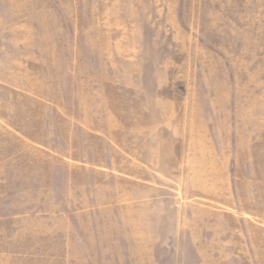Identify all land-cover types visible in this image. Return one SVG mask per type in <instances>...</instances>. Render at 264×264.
Masks as SVG:
<instances>
[{
  "label": "rangeland",
  "instance_id": "obj_1",
  "mask_svg": "<svg viewBox=\"0 0 264 264\" xmlns=\"http://www.w3.org/2000/svg\"><path fill=\"white\" fill-rule=\"evenodd\" d=\"M0 264H264V0H0Z\"/></svg>",
  "mask_w": 264,
  "mask_h": 264
}]
</instances>
